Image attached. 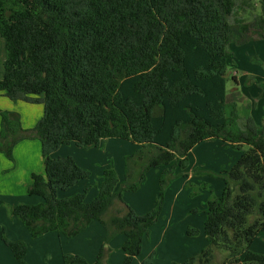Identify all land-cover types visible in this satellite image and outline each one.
Listing matches in <instances>:
<instances>
[{"label": "trees", "instance_id": "1", "mask_svg": "<svg viewBox=\"0 0 264 264\" xmlns=\"http://www.w3.org/2000/svg\"><path fill=\"white\" fill-rule=\"evenodd\" d=\"M0 36V93L44 107L32 128L23 127L20 113L0 108V152L14 160L19 142L39 139L45 166L27 189L43 201L13 205L10 214L32 237H74L94 218L108 229L94 263L66 254L63 264H108V244L118 233L127 235L122 264H131L159 219L167 172L161 199L146 214L127 205L123 192L137 191L150 168L184 165L197 144L215 139L249 148L226 170L221 195L207 202V247L172 264H264V254L252 250L264 231V118L259 124L227 101L230 46L264 39V0H0ZM254 81L264 99V81ZM104 138L143 145L126 157L127 181L108 168L93 200L86 201V191L59 197L90 172L72 156L52 154ZM117 201L123 208L104 220ZM1 237L18 264H31L26 241L9 239L5 228ZM219 251L226 253L222 262ZM149 257L143 264L153 263Z\"/></svg>", "mask_w": 264, "mask_h": 264}, {"label": "crops", "instance_id": "2", "mask_svg": "<svg viewBox=\"0 0 264 264\" xmlns=\"http://www.w3.org/2000/svg\"><path fill=\"white\" fill-rule=\"evenodd\" d=\"M262 40L264 39H259L256 41H262ZM0 44L3 54L1 64L3 62L4 65V59H5L4 42L1 36H0ZM250 70L251 72L248 73L245 72L242 75L241 80L240 79L238 80L236 77L235 82L238 81L241 84V87L247 88L248 94H251L252 96L255 97H259L260 89L257 87L256 82L254 80L264 81V74L261 73V70L259 69L258 70L250 69ZM3 71L4 68L2 70V75H3ZM249 77H251V80L245 84V81ZM259 100H261V102L259 103H254V102H251L250 104L247 103L246 104L247 111L244 110L243 108H239V103L237 101L235 102H237L239 112L243 116L251 115L254 117L256 122L260 124L262 122V119L264 118V99L260 98ZM227 101H229L228 95H227ZM21 102L32 105L35 104L24 101H12L8 97H6L3 92L0 93V108L20 113L24 128L34 127L35 124L38 122V120L43 116V114L41 116L39 114V110L36 111L34 110V108L30 106H22V107L20 106L21 108L30 109L31 113L28 114L26 117L22 109L15 108ZM219 140L218 139L217 141L215 140L214 143H218ZM36 141L38 140L26 139L19 142L14 148V160H10L3 153L0 152V200L3 201V204H0V264H18L12 251L2 240L1 232L3 228H5V234L9 239L12 240L22 239L26 241L28 245L27 260L31 264H63V257L66 254L80 255L90 263H94L97 259L101 247L106 243V239L108 235V229L103 220L99 218L92 219L89 222V224L74 237L67 236L63 231H52L38 237H32L31 233L25 227V225L17 217L8 214L7 211L5 210L6 208L3 207L5 205L13 206L23 202L28 204H33L43 201V198L39 195H32V196H37L36 198L35 197L27 198V195H29V193H27L28 192L27 189L29 184L31 183L32 174L34 172L45 174V166L42 157L41 142H36ZM208 141H212V140H208ZM224 142H221L220 146L226 150L228 147L225 146L226 145L225 143L228 142L225 143ZM104 143H105V148L103 151H101L103 147L102 145ZM112 145L113 143L111 138L101 139L98 146H94L91 148H82L77 146L75 143H71L68 145L61 146L57 151H55L52 154V156L54 158H63L66 156H72L75 159V161L78 163V165H80L81 167L91 168L92 166L95 167L98 164H100V161H102V159H105L104 158L105 155L111 156V152L109 151L110 150L109 148ZM62 151L65 152L62 153ZM106 169H108V167H103L101 169L102 176ZM153 175H154L153 181L157 184L159 180V172ZM147 179L149 178L146 177L145 180H143L141 187L137 191L127 192L123 195L124 202L127 205H129L136 213L140 215L146 214L147 212L152 210L156 205V200L154 197L156 192H154V190H153L154 192L153 197L146 195L144 196L140 194V192L142 191L145 185L144 183ZM102 180L103 179L101 178L98 181L97 186L100 187ZM88 190H89L88 181L81 180L75 186L66 190L64 194L61 195L62 196L61 198L70 197L77 193H83L84 191L88 192ZM98 192L99 189L95 191V195H93V199L97 196ZM20 193H24L23 200L25 201H20L18 196ZM208 197L209 194L208 195H206L205 193L203 194V199H202L203 204H205V202L207 203ZM114 207L115 209L117 208L122 209L123 204L120 201H117ZM170 210L171 211H168L170 216L165 215V210H164L161 215V217L163 216V218H160L158 222L151 227L150 232L144 235L142 249L140 254L137 256L140 255L144 256V253H146L145 249L147 243L150 248V251L149 252L147 251L146 255L148 257L150 255L155 256L153 264H158L157 260L160 254L158 243L159 240H162L164 242V240L168 241V239L171 238L170 237V235L172 234L171 220H173L172 218L176 214L177 201L172 205V208H170ZM112 214L113 213L105 214L104 220H108ZM156 233L160 234L161 238H158L159 240L157 239ZM126 240H127V235L125 233H118L110 240L108 244L110 251L105 258L108 264L123 263L125 259V252L123 251L122 246ZM177 254L179 256L180 253L178 252ZM184 259L186 258H182L180 261ZM174 261H176V259L169 258L165 264H172V262Z\"/></svg>", "mask_w": 264, "mask_h": 264}, {"label": "rangeland", "instance_id": "3", "mask_svg": "<svg viewBox=\"0 0 264 264\" xmlns=\"http://www.w3.org/2000/svg\"><path fill=\"white\" fill-rule=\"evenodd\" d=\"M247 44H245L247 46L238 45L235 43L231 44L230 50L234 53V57L229 60L227 82L228 100L237 101L239 103V108H243L246 111V104H250L251 102L259 103L261 102V100H259L260 97H255L251 94H248V89L241 87V84L238 81L235 82V80H233V76L235 75L238 80H241L242 75L245 72H251L250 69H259L261 70V73L264 74V40H251ZM2 58L3 54L0 44V78L2 77V70L4 68L3 62L1 64ZM255 58H259L261 61H256ZM20 106H30L36 111L39 110V114L41 116L43 114L44 107L39 103L32 105L21 102L15 107L17 109H22L25 113V116L27 117V115L31 113L30 109L21 108ZM35 140H38L36 142H40L39 139ZM111 140L113 143V145L109 148L111 156L105 155V159H102L100 164L97 166L85 168L90 172L89 177L83 179L87 180L89 183V190L86 192L87 202L93 199L95 191L99 189V186L97 185L98 181L101 178L103 179L101 172L103 167L115 169L118 177L120 178V183L123 184L127 181L126 157L135 155L137 151L143 147L142 144L130 140L118 138H111ZM215 140L217 141V139ZM215 140H205L197 144V146L192 151H190L188 155V161H186L184 165H180L178 163L176 164L175 162L169 165H160L158 167L150 168L146 172L145 178L148 177L149 179L145 181V185L140 194L153 197V193L156 192L154 196L156 204L158 200L161 199L160 177L164 172H167V185L162 189V209L159 219L163 218L161 215L164 210L165 215L170 216L168 211H171L170 208H172V205L177 201L176 214L172 218L173 220H171V238L168 239V241L164 240L163 242L162 240L158 239L161 238L160 234L156 233L157 239L159 240L158 245L160 252L158 256L159 258L157 260L158 264H165L169 258H174L176 261L179 260L178 262H181L180 260L182 258L187 259V257L189 258L195 254H198L208 245V240L204 231V221L206 220L205 217H207V203H202L203 194H209L208 200L221 195L224 186L223 180L226 175V170L230 169L234 165V163L241 156L242 151L249 148L248 145H244L243 148L239 150L233 148L230 143H225L219 139L218 143H214ZM221 142H224L226 144L225 146L228 147L226 150L220 146ZM102 146L103 147L101 151L104 150L105 143ZM63 152L65 151H62V153ZM139 172L140 167H137L133 180L137 178ZM157 172H159L158 185L153 181V174ZM145 178L143 180H145ZM142 182L140 183L139 188L141 187ZM64 192L65 191H59L58 196L62 197L61 195H63ZM127 192L130 191H124L123 195ZM18 196L20 201H25L23 200L24 193H20ZM34 197L36 198L37 196L27 195V198ZM3 207L6 208L5 210L8 214H10L9 210L11 206L5 205ZM114 210L115 207L113 206V208L107 212V214L114 213ZM252 250L257 253L264 254V231H262L256 238L252 246ZM147 251L149 252L150 248L146 243L145 252L147 253ZM178 252L180 253L179 256L177 254ZM146 253H144V256L140 255L136 258L134 257L132 264H142L145 260H148L150 257H148ZM225 254V251H219L217 254V260L222 262L223 258L226 256ZM154 257L155 256H153L152 261H154Z\"/></svg>", "mask_w": 264, "mask_h": 264}]
</instances>
